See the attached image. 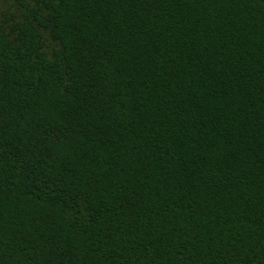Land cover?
<instances>
[{"label": "trees", "instance_id": "16d2710c", "mask_svg": "<svg viewBox=\"0 0 264 264\" xmlns=\"http://www.w3.org/2000/svg\"><path fill=\"white\" fill-rule=\"evenodd\" d=\"M0 264H264V0H11Z\"/></svg>", "mask_w": 264, "mask_h": 264}, {"label": "rangeland", "instance_id": "374dc122", "mask_svg": "<svg viewBox=\"0 0 264 264\" xmlns=\"http://www.w3.org/2000/svg\"><path fill=\"white\" fill-rule=\"evenodd\" d=\"M11 0H0V14L5 10L9 9Z\"/></svg>", "mask_w": 264, "mask_h": 264}]
</instances>
